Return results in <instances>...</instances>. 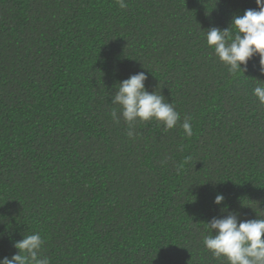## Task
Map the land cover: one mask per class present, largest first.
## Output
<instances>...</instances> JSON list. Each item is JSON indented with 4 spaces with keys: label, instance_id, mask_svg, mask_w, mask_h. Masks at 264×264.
Masks as SVG:
<instances>
[{
    "label": "trees",
    "instance_id": "1",
    "mask_svg": "<svg viewBox=\"0 0 264 264\" xmlns=\"http://www.w3.org/2000/svg\"><path fill=\"white\" fill-rule=\"evenodd\" d=\"M124 2L0 0V260L38 232L50 264H224L206 224L264 218L259 57L232 75L206 44L255 0ZM138 72L173 129L112 118Z\"/></svg>",
    "mask_w": 264,
    "mask_h": 264
},
{
    "label": "clouds",
    "instance_id": "2",
    "mask_svg": "<svg viewBox=\"0 0 264 264\" xmlns=\"http://www.w3.org/2000/svg\"><path fill=\"white\" fill-rule=\"evenodd\" d=\"M117 2L122 9L127 7L124 0ZM255 2L258 10L248 9L243 16H234L229 29L214 27L206 31L207 46L232 75L246 72L254 56L259 57L260 70L264 74V0ZM146 80L145 73L138 72L118 84L111 98L118 110L114 108L111 116L117 122L122 118L130 128L137 121H156L167 132L180 121V114L163 95L156 91L149 93ZM253 95L264 106V83L254 88ZM182 128L186 136L192 135L189 119L184 120ZM128 135L132 137L133 132L129 131ZM223 201L222 194L216 195V205ZM206 225L208 234L203 237V244L213 257L224 264H264V218L239 221L238 214L230 213L224 218H213ZM43 245L44 240L38 232L26 235L14 244L18 254L10 259L3 258L0 264H50L47 257L40 255Z\"/></svg>",
    "mask_w": 264,
    "mask_h": 264
}]
</instances>
